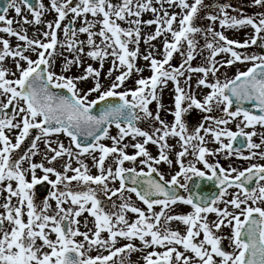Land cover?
<instances>
[{"label":"snow or ice","instance_id":"obj_1","mask_svg":"<svg viewBox=\"0 0 264 264\" xmlns=\"http://www.w3.org/2000/svg\"><path fill=\"white\" fill-rule=\"evenodd\" d=\"M252 6L264 8V0H253ZM205 7L212 5L206 6L204 0H49L47 5L43 0H3L0 199L4 202L0 203V264H128L132 253L147 249L153 250L144 255V264H264V208L259 206L264 204V165L225 169L219 162L209 163L206 159L223 155L224 159L264 160V132L246 131L256 126L264 128V55L237 51L253 46L264 49V12L237 18L229 14L230 4H218L201 17ZM173 8L179 11H169ZM10 10L14 11L15 20L8 17ZM25 11L32 20L24 15ZM51 13L56 18L45 22L43 16ZM145 13L154 18L143 20ZM70 16L72 19L68 20ZM198 19L210 23L200 27L196 25ZM66 20L68 24L62 27ZM77 20L81 21L79 28L74 26ZM121 22L128 27H122ZM14 23L20 27L14 28ZM25 24H44V30L30 38ZM152 25L155 31L144 37L148 49L141 53V29ZM97 26L98 30H94ZM246 27L253 32L243 42L224 34ZM198 34L204 39L203 47L196 39ZM81 35L86 39H79ZM12 37L17 41L15 47ZM158 38H163L162 49L151 43ZM205 50L206 63L192 67L196 55ZM177 53L183 58L178 67L170 63ZM157 54L162 59H157ZM222 54L229 57L224 62L217 60ZM58 57L63 59L60 74L54 71ZM82 57L98 62L99 68L91 64L85 67ZM109 57L111 67L105 79H111L113 72L120 74L105 88L100 78ZM140 58L147 62L151 76L137 79L134 89L120 90L133 72L145 70L136 67ZM9 60L14 71L6 63ZM235 64L251 66L222 81L217 75L220 69ZM73 66L83 67V74L66 76L64 73ZM193 74L198 75L197 88L209 90L202 99H197L192 90ZM209 76L214 82L209 81ZM181 78L185 87H181ZM89 80L92 87L87 90L77 87ZM169 81L175 93L174 111H169L174 120L170 125L160 117L162 93ZM53 89L66 90L70 95H60ZM94 93L97 98L90 100ZM153 102L157 104L155 115L149 108ZM245 103L254 104L255 112L246 109ZM97 106L99 115H94ZM192 109L208 114L204 116L208 127L200 123L189 131L183 117ZM214 110L222 115L212 116ZM139 121L153 122L151 134L137 126ZM229 125H234L236 131ZM113 126L117 130L115 136L110 134ZM32 130L38 134L26 150L18 152ZM60 135L69 138L70 146L59 140ZM256 136L260 137L259 143L253 141ZM129 137L135 143H124ZM105 139L111 140V147L101 143ZM170 139L180 149L175 152L179 170L166 179L158 166L173 165L171 154L175 146L169 143ZM41 142L43 154L38 147ZM208 143L218 147L209 149ZM148 144L156 146V157L147 150ZM129 147L135 150L134 154L127 153ZM37 155H43L49 165L64 159L63 171L33 162ZM189 155L193 159L185 164ZM83 156L91 157L98 175L90 174ZM109 158L112 165L106 166ZM138 158L142 166L139 171L135 166ZM73 161L79 166L73 168ZM126 162L133 166L125 167ZM37 170L43 175L37 177ZM193 178L214 182L218 192L209 197L179 195L180 189L191 192L189 182ZM117 181L118 188L109 187V183ZM73 182L77 187H72ZM45 183L51 191L38 205L35 189ZM253 184L255 187H250ZM194 187L199 189L200 185ZM99 192H103L114 211H106ZM131 194L146 206V211L131 202ZM113 197L121 203L117 205ZM50 201L55 202L54 208ZM177 205L189 206L191 211L178 213ZM85 213L92 218L91 228L87 217L83 223L79 219ZM128 213L136 218L129 221ZM210 214H215L216 219L210 221ZM173 223L184 226V233L173 229ZM81 227L86 231H81ZM222 228H230L231 236L221 235ZM105 233L106 238L102 235ZM201 234L203 238L199 239ZM121 240L125 243L118 247ZM225 240L232 251L223 247ZM134 241H139L141 247ZM93 250L95 256L90 255Z\"/></svg>","mask_w":264,"mask_h":264},{"label":"rangeland","instance_id":"obj_2","mask_svg":"<svg viewBox=\"0 0 264 264\" xmlns=\"http://www.w3.org/2000/svg\"><path fill=\"white\" fill-rule=\"evenodd\" d=\"M43 2L47 5L49 3V0H43ZM118 2V0H113V3H116ZM191 2V0H190ZM204 3L205 5H212V8H208V7H205L202 9V11L200 12V16L201 17H204L206 14H208L209 12H212L218 4H230L232 7L229 9V14L230 15H235L237 16V18H244V17H247V16H254L260 12H264V8H259V7H253L252 4H253V0H204ZM165 7L167 8V5H165ZM169 11H179V9H169ZM24 15L27 16V18L29 20H32V17L30 14H28L26 11L24 13ZM8 17L9 18H12L15 20V13L14 11L10 10L9 13H8ZM56 17H55V13H51V14H46L43 16V20L45 22L47 21H52L54 20ZM153 15L151 13H145L142 17L143 20H150V19H153ZM72 17L70 16L68 18V20H71ZM88 19H92L91 16L88 17ZM68 20L64 21L62 23V27H64L65 25L68 24ZM209 21H207L206 19H198L196 21V25L197 26H200V27H207L209 25ZM76 28H79L81 26V21L80 20H77L75 25H74ZM121 26L122 27H125L127 28L128 25L121 22ZM13 27L14 28H19L20 25H17V24H13ZM23 27L27 30V35L30 37V38H35V35L38 33V32H42L44 30V24H41L39 26H36V25H30V24H25L23 25ZM175 27V26H174ZM94 30H98V26L96 29ZM217 30L219 31V26L217 25ZM155 31V25H152L151 27L149 26H144L142 29H141V43H140V52L141 53H144L147 51L148 49V45H146L144 43V37L148 34H151ZM253 32V30L251 29V27H246V28H243V29H239V30H229V31H226L224 34L229 38V39H233V40H237L239 42H243L245 37L250 35L251 33ZM60 39L62 40L63 39V34L60 33ZM4 38H8V37H4ZM79 39L83 40V39H86V37L84 35H81L79 37ZM169 40H171V37L169 36L168 37ZM196 39L199 41L200 43V46L203 47L204 45V39L201 35H197ZM97 42H99V38L97 37ZM17 41H16V38L15 37H12L11 38V44L13 47H15ZM153 45H155V47L157 49H162V43H163V38H158L157 40L155 41H152L151 42ZM132 46H130L131 48ZM57 51H61V49H57ZM85 51H87V49H85ZM237 51H241L242 53H245V54H256V55H264V49L260 48L259 46H253L249 49H246V50H237ZM28 55H31L30 53H26ZM65 56H69V58H71V55L67 52L64 53ZM208 55V52L205 50L204 53L201 55V54H197L196 55V58L191 62L192 63V67H197V66H203L206 61H205V57ZM32 59H36V56L32 55L31 56ZM157 59H162V57L160 55L157 54L156 56ZM229 57L225 54H222L221 56L217 57V60H220L221 62H224L228 59ZM83 60V64L84 66L86 67L87 65L91 64L93 68H99V63L98 62H95V61H92L90 59H88L87 57H82L81 58ZM182 57L177 53V54H174L173 56V59L172 61L170 62L172 66H176L178 67L180 65V63L182 62ZM6 63L8 64L9 67L12 68V70L14 71L15 68L14 66L12 65L11 61H6ZM63 63V59L62 58H57L56 60V64H55V67H54V71L57 73V74H60L61 72V65ZM251 64H235L233 65L232 67H224V68H221L220 69V72L217 74L219 76V78L223 81L226 77L227 78H233L235 76V74L238 72V71H245L247 70L248 67H250ZM111 67V57H109V60L105 62L104 64V69L101 73V83L104 85L105 88H107L110 83H111V80H114L115 76L116 75H119L120 72H113V76L111 77V79H105V75L106 73L108 72L109 68ZM136 67L137 68H143L145 69L142 73H135L133 72L132 76L126 80L125 82V85L122 89L120 90H124V89H134L135 88V81L137 79H139L141 76L142 77H150L151 76V72L147 70V62L144 61L142 58L138 59L136 61ZM83 71H84V68L81 67V68H77L75 66L72 67V70L70 72H67V73H64L66 76H79L81 74H83ZM187 75V73H186ZM11 78V77H9ZM197 79H198V75L196 74H193L192 75V79L190 81L191 85H192V90L194 92V94L196 95V98L197 99H202L203 95L207 94V92L209 91L208 89H204V88H197ZM209 81L210 82H214L213 80V77L209 76ZM78 88L80 89H83V90H87L88 88L92 87V81L89 80L88 82H81L80 84L77 85ZM181 87H185V83H184V78H181ZM174 85L171 81L168 82V85L167 87L163 90V93H162V98H161V103L163 104V108L161 109L160 111V117L162 120L166 121L169 125L173 122L174 120V117L172 115L169 114V111L172 110L174 111ZM98 96L97 93H94L92 96L89 97L90 100L92 99H96ZM150 111L153 112V114L155 115L156 111H157V104L156 102H153L150 106ZM205 115H208L207 113H202L200 110H197V109H192L190 110L187 114H185V116L183 117L184 121L186 122L188 128H189V131H192L196 126H198L200 123H204V126L205 127H208V124L204 122V116ZM212 116H215V117H220L222 115V113L218 110H214L212 113H211ZM137 126L140 127L142 130H145V131H148L150 134H151V131L153 130V122L152 121H139L137 122ZM158 126V125H157ZM229 127L231 128V130L233 131H236V128L234 125H229ZM255 130L256 132L260 133V132H264V128H261L260 126H256L255 129H247L246 131H253ZM38 132L37 130H32V135L25 141L24 145L21 146V149L18 150V152H23L24 150H26L29 146H30V143H31V139L37 135ZM110 134L115 136L117 134V130L115 129V127H111L110 128ZM53 139L55 140L56 137H53ZM142 139L143 138H140L141 142H142ZM209 141L211 140V137H208L207 138ZM59 140L61 142L64 143V145L66 147L70 146V142H69V138L64 136V135H60L59 136ZM253 141L256 142V143H259L260 142V137L259 136H256V137H253ZM226 142V141H225ZM13 143H15V140H13ZM101 143L105 144L106 146H109L111 147L112 146V142L111 140H103L101 141ZM124 143L126 144H132V143H135V141H132L131 138H126ZM169 143L174 145V151L173 153L171 154V158L173 159V165L172 167L170 168L167 164H164V163H161L158 168H159V171L161 173L164 174L165 178L166 179H170V176L175 174L176 171L179 170V167L178 165L175 164V152H178L180 149H179V146L176 145V141L175 140H169ZM55 146V145H53ZM38 147H39V150L41 152V154L44 153L45 149H44V144L41 142L38 144ZM147 150L151 153V155L153 157H156L158 155V150L156 148V146L152 145V144H148L147 146ZM207 147L209 149H215L218 147V145L214 144V143H208L207 144ZM75 151V150H74ZM262 151H264V149H262ZM127 153L129 155H132L135 153V150L131 147H129L127 149ZM245 155H247V151L244 152ZM15 154L14 153V157H15ZM49 156H51V153H48ZM99 155V153H97V156ZM81 159L83 160V162L85 164L88 165L89 169H90V174L95 176V175H98V171L97 169L93 166V161L91 159V157L89 156H83L81 157ZM193 157L191 155H189L188 157L185 158L184 162L185 164L188 163V161L192 160ZM206 159L209 161V163H216V162H219L225 169H228L229 166L231 167H234V168H237L239 170H244L245 168H247L250 164H262L264 165V160H259V159H254V160H251V161H242V160H239V159H236V158H232V159H224L223 155H218V156H208L206 157ZM33 162L35 163H41L43 162L45 164L46 167H55L57 169V171H63L62 169V165L63 163L65 162L64 159H61L59 161H57L55 164L53 165H49L47 163V161L43 160V155H37L34 157L33 159ZM108 165H112V159L109 158L108 161H106V166ZM72 166L73 168L75 167H78L79 165H77L75 163V161H73L72 163ZM133 165L126 162L125 163V167H132ZM137 167V170L139 171L140 168L142 167L140 164H139V158L137 160V163L135 165ZM25 167H27V164H25ZM114 167V165H113ZM197 167L201 168V170H204L202 168V165H197ZM145 171H147V169L145 168L144 169ZM69 175H72L73 173H68ZM37 177H40L43 175L42 172H40L39 170H37V173H36ZM51 179H55V177H50ZM31 179V177L29 176V180ZM181 182L183 183L184 181L181 180ZM72 187H77L76 186V183L73 182V185ZM92 187H96L95 185H93ZM109 187L110 188H118L119 187V182H115V183H109ZM45 188V194L43 196H40L36 193V190L37 189H44ZM51 191L50 189V186L47 185L46 183L44 185H38L35 189V203L36 204H41L43 199L45 197H47L49 195V192ZM231 192H235L237 191L236 189H230ZM130 194L128 193H125V196H128ZM180 195H183L185 197L186 196V192L181 189V194ZM98 198L101 199L105 206H106V211H114L115 209H112V206H111V203L107 201L106 197L104 196L103 192H99L98 193ZM228 199H231V197H228ZM113 201H115V203L117 205H119L121 203L120 199L117 198V197H113ZM4 201L2 199H0V203H3ZM13 204L16 203V200L15 198H13ZM131 202L135 204V206L141 208L142 210H145L146 211V206L143 205L142 202L138 201L136 196L134 194H131ZM50 203H52V206L53 208L55 207V202L54 201H50ZM221 208L224 207L223 204H220L219 205ZM260 207L264 208V204H260L259 205ZM67 207V206H66ZM159 207H157L155 209V211H159ZM0 211H3L2 209H0ZM176 212L178 213H187L189 211H191L190 207L189 206H184V205H177L176 206V209H175ZM229 211H233V209L229 208ZM87 217L88 219V226L91 228L93 225H92V218L88 216L87 213H85L82 217H80L79 219L81 220V223H83L84 219ZM127 218L129 219V221H132L136 218L135 214H132V213H128V216ZM216 219V216L215 214H210L209 215V220L212 221V220H215ZM5 227H8L7 225H5ZM173 229H178L182 234L184 233L185 231V228L184 226H180L176 223H173V225L171 226ZM81 231H86L85 228L81 227L80 229ZM221 235L223 236H226V237H230L231 236V229L230 228H222L221 229ZM105 238L107 236V234H102ZM203 236L201 234V237L199 239H202ZM52 239H55L54 235L52 236ZM78 240L79 239H82L81 237H78L77 238ZM125 241L121 240L120 241V244H118L117 246H121L122 244H124ZM134 243L138 246V247H141L139 241H134ZM223 247L225 248V250L227 251H232L231 247H229V243L227 240H225L223 242ZM153 249H147L145 251H141V252H135V253H132L131 256L128 258V264H144V260H143V257L144 255H146V252H149V251H152ZM182 250V249H181ZM45 251H47V249H45ZM156 251H162L161 249H156ZM105 255H107V252L104 253ZM90 255H93L95 256L96 255V252L95 250H93ZM218 259V258H217Z\"/></svg>","mask_w":264,"mask_h":264},{"label":"water","instance_id":"obj_3","mask_svg":"<svg viewBox=\"0 0 264 264\" xmlns=\"http://www.w3.org/2000/svg\"><path fill=\"white\" fill-rule=\"evenodd\" d=\"M3 3V0H0V4ZM54 92H57L60 95H70L69 93H67L66 90H58V89H53ZM103 104V102H101ZM246 109H248L249 111L255 112V105L254 104H249V103H245L243 105ZM236 105H233V109L235 110ZM99 109L100 106H97L96 108L93 109V114L94 115H99ZM258 114V113H256ZM158 179V177H157ZM194 184H199L200 188L197 189L194 187ZM128 186H131L130 184ZM255 185H250V187H254ZM189 187L191 189V192H187V196L189 194L193 195V196H197V195H204L205 197H209V196H214L217 192L218 189L216 188L214 182L212 181H207V180H201L199 178H193V181L189 182ZM180 193V190H179ZM178 193V194H179ZM41 195V194H40Z\"/></svg>","mask_w":264,"mask_h":264}]
</instances>
